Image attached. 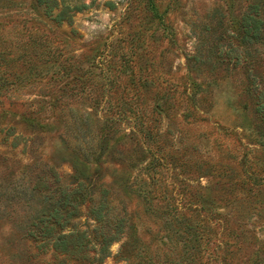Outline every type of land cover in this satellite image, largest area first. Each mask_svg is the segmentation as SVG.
I'll return each mask as SVG.
<instances>
[{
  "label": "rangeland",
  "instance_id": "374dc122",
  "mask_svg": "<svg viewBox=\"0 0 264 264\" xmlns=\"http://www.w3.org/2000/svg\"><path fill=\"white\" fill-rule=\"evenodd\" d=\"M57 1L87 6L57 23L59 9L0 0V183L10 172L20 180L38 157L70 174L57 160L59 136L75 144L85 115L95 134L109 117L127 137L102 155L105 181L137 241L126 252V236L115 241L100 264H264V144L243 91L239 36L254 0ZM252 69L264 79L263 63ZM211 77L218 89L190 100L191 81ZM18 134L25 153L23 140L10 145ZM174 204L198 224L196 241L167 214ZM83 213L78 222L91 227ZM10 232L0 220V264H35L30 242L24 253L5 245Z\"/></svg>",
  "mask_w": 264,
  "mask_h": 264
},
{
  "label": "trees",
  "instance_id": "16d2710c",
  "mask_svg": "<svg viewBox=\"0 0 264 264\" xmlns=\"http://www.w3.org/2000/svg\"><path fill=\"white\" fill-rule=\"evenodd\" d=\"M34 3L36 7L44 8L49 16H53L54 10L59 9L53 17L57 23L66 18L71 20V11H81L87 6L86 3H82L62 4L60 7L57 0H34ZM248 10L243 14L239 27L245 69L243 91L252 99L251 120L256 128L253 134L258 136L261 144H264V79L252 69V65L257 61L264 64V0H254ZM233 51H237V48ZM208 52L207 56H214L213 50ZM203 54L202 50H197V54L190 57L189 61H196ZM233 56H236L235 60L238 63L240 54ZM191 83L190 100L196 99L198 93L207 95L211 88L218 89L219 86L212 77L205 82L193 79ZM204 86L206 88H203ZM228 105L230 106L231 102ZM246 107L242 109L245 115ZM75 129L79 132V137L75 139L78 141L72 144L71 140L61 135L56 150L58 161L70 163L72 167L70 174L60 172L54 162L38 157L26 165L27 173L20 180L14 178L12 180L14 173L10 172L7 179L4 178L0 183V220L8 224L11 230L5 238V245L18 243V248H12L24 253L27 252V243L30 242L36 250L35 264H100L110 256V246L115 241L126 236L127 240L122 243L121 252L124 248L123 252H126V248L137 241L130 215L123 205L124 200L119 201L120 208L114 203L118 200V193L105 181L103 165L106 161L101 159L112 145L116 147L124 143L123 139L127 135L119 136L117 120L109 117L102 121L98 134L90 131L87 115ZM10 135L12 131L7 129L3 134L4 143L8 142ZM21 137L19 134L15 135L10 145L16 149L23 140L22 153H25L27 145ZM152 166L149 165L147 168ZM109 176L113 185L120 182L116 175L110 173ZM126 190L127 188H124L123 191L127 195ZM140 193L145 199H149L147 192ZM179 205L167 206L166 212L180 225L185 226L186 233L193 230L190 241H196L199 226L179 209L181 207ZM84 207L87 217L93 221L91 227L83 228V224L78 222L84 215ZM91 252L94 256H91Z\"/></svg>",
  "mask_w": 264,
  "mask_h": 264
}]
</instances>
